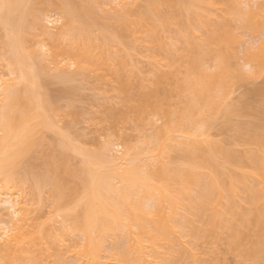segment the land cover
Listing matches in <instances>:
<instances>
[{"label": "rangeland", "instance_id": "obj_1", "mask_svg": "<svg viewBox=\"0 0 264 264\" xmlns=\"http://www.w3.org/2000/svg\"><path fill=\"white\" fill-rule=\"evenodd\" d=\"M188 1L190 0H183L185 5ZM205 1L202 3L199 0L200 5L196 0L197 5L194 1L191 2L197 6L196 12L201 13H196L191 5H187L193 11L190 12L191 16L181 4L182 0H27L23 19L20 10L14 13L15 23H22L19 38V43L22 44H19V49L22 50L27 64L38 66L36 76L39 85H36V91L48 106L45 113L51 124H54L36 125L38 135L35 133V136H39V141L32 145L25 158L11 165L9 176L13 182L11 181L10 186H15V191L19 188L20 193L17 192L26 198V204L22 203L28 207V223L32 226L42 225L45 229L43 240L51 246H48L50 252H45L48 253L47 257L50 256L46 258L48 264L76 263L75 253L69 251L76 241L81 240V235L71 229L75 222L70 215L74 219L75 215L66 217L71 210L59 208L60 205L55 203L54 191L62 187L61 190L68 197L65 198L67 206H70L68 202H71V206L76 204L74 202L79 198L81 187L85 184V160H88L86 162L93 169L99 166L96 169L108 173L109 179L116 183V171L112 172V169L115 167V170H119L120 167H117L122 163L126 166V163L128 165L129 162H137L136 165L142 170L152 169L160 158L168 166L183 165L186 156L178 145L180 142L192 141L196 145L203 144L202 146L215 144L221 152L211 155V164L221 169L228 180L238 182L240 177L246 176V187H258L259 181L253 177L252 166L247 163V157L259 153L264 144V62L249 58L246 47L250 46V50L255 51L264 39V0H238L240 7L250 5L248 8L256 11V29L242 26L238 13L229 8L228 0ZM70 6L73 7L74 14L68 16L66 8ZM184 9L188 17L184 15ZM196 14H200V17ZM205 16L211 19L206 18L211 26L214 21L222 24L228 21L232 26L230 29L233 30V41L229 40V46H225L228 53L227 69L232 76L227 94L221 97L216 107L211 108L212 110L208 108V111L205 107L198 109L191 122L183 118L182 112L192 96L188 79L194 76V73H190L189 63L199 51L195 42L199 40L197 44H202L206 35L204 32L208 30ZM195 18H199V21ZM51 19L58 21H48ZM75 26L86 29L88 40H92L90 55L91 52H96L90 56L95 57L89 59V63L84 60L86 64L82 62L80 67L75 66V63L70 65L67 62L70 58L65 52V48L70 46V40L64 32L69 29L76 30ZM11 28V25L0 23V73L5 78L14 77V74L7 73L11 50L5 43ZM70 30L66 32L67 36L72 32ZM111 31L116 34H111ZM60 32L61 36L56 37ZM233 34L236 35L235 38ZM55 50L60 53L56 54ZM203 60L202 67L213 70L214 58L206 56ZM9 81L19 91L20 96L25 94V88L29 85L27 82L10 78ZM168 123L170 126L179 124L181 127H175L174 130L170 128L173 131L166 130ZM160 139H165L161 141L174 145V148L169 146L165 153L158 154L157 142L160 143ZM126 148L130 150L128 149V154L125 153L124 160L122 157L117 158L122 156V151H127ZM131 148L136 151V157ZM207 148L204 153L198 150L207 156ZM83 152L89 153L88 156H99L104 162L101 161L102 165L100 162L99 165H94L96 162L91 165L94 161L89 162L90 157L88 159ZM212 168L206 167L205 171ZM54 185L60 186L55 188ZM118 185L122 183L118 184L117 181ZM236 194V205L232 207V212L236 215L239 208L250 207L249 215L255 216V207L251 208V204L246 202L245 187H238ZM259 204L264 206L263 200ZM220 206H225L224 198L220 200ZM64 212L68 213L64 216ZM238 226L250 231L246 243L258 240L255 218L246 228L243 225ZM186 228L189 227L185 226ZM187 229L183 231L185 234L190 232ZM228 232L229 229L224 226L204 239L197 236L195 238L188 233L185 238L181 237L183 246L177 241L175 250L169 248L175 252H171L174 258L183 256L182 253L186 254L193 248L195 257L189 264H256L252 253L244 255L230 249L227 242ZM117 235L114 237L116 239L111 238L117 241L119 248L124 238L120 233ZM109 238L105 241L108 248L111 246L110 242L112 243ZM181 247L183 252L178 255L176 251ZM2 253L3 247L0 245V256ZM52 257L57 262L53 263V259L50 260ZM184 260L179 261L180 264H185ZM110 264L117 263L112 259Z\"/></svg>", "mask_w": 264, "mask_h": 264}, {"label": "bare ground", "instance_id": "obj_2", "mask_svg": "<svg viewBox=\"0 0 264 264\" xmlns=\"http://www.w3.org/2000/svg\"><path fill=\"white\" fill-rule=\"evenodd\" d=\"M192 1L197 5L199 0H196L197 3L195 0H190L188 3L186 2V5L182 0L183 3L181 4L188 10V13H192V10H195V7H197L196 5L194 6L193 3L191 4ZM201 1L203 3L205 0ZM228 1V4L230 3L229 8L238 13V19L241 21L242 26L252 29L257 28L254 19L256 11L252 8H248L250 5H246L247 7H240V2L238 0ZM27 3V0H0V23L12 26L8 38L5 40V43L10 46L9 48L11 50V55L9 54L10 66L7 73L8 75L14 74V77L9 76L10 79L25 81L29 84L25 88V94L20 96L19 91L9 81V78H5L3 74L0 73V245L3 247V253L0 256V264H48L46 258H50V256L47 257V255L50 252L48 250H51L48 249L50 245L43 240L45 238L44 227H42V225L32 226L31 223H28L29 214L28 207L25 205L26 202H24L25 196L23 197L19 194V188L17 189L19 193L15 191V186L11 188L10 184L12 177L9 176L11 175L10 169L13 163L21 160V158L23 159V157L25 158L26 153L28 154V151L32 149V145H36V141H39L37 140L39 136L36 138L38 135V126L36 127V125L48 126L54 124H51L50 118L45 113L48 110V106L44 103L42 97H39L40 93L37 94L38 91H36V85H39L37 80L38 66L27 64L21 53L22 50L20 51L19 49V44H22L19 43L22 23H15L14 13L20 10L22 14L21 19H23L22 16L27 10ZM86 3L88 2L86 1ZM200 3L198 4L200 5ZM187 5L188 7L192 6L194 9L191 10L187 8ZM66 9L68 16L74 14L72 6ZM186 10L184 9V15L188 17ZM196 13L201 12L198 11ZM196 16L200 17V14H196ZM192 17H194V15ZM206 18L208 19L209 17L205 16V20H207ZM195 19L199 21V18ZM48 21L54 22L58 20L51 19ZM82 23L81 25L83 26ZM209 23L208 20L207 24L204 23L207 25L206 29H208L206 31L204 29V33L206 34L204 41L202 44H197L199 40L195 42L196 46L199 47V51H197L198 55L189 63L190 73H194V76L188 79V84L191 83L190 87H192V90H190L192 91V96L191 98L189 97V100L187 99L188 102L185 101L187 102L186 109H183L185 114L182 112L183 118H186L188 121L194 119V116L198 113V109L202 110V107H205L208 111V108L212 110L213 107H216L221 97L227 94V88L231 81L232 75L227 69L226 59L228 53L226 52L227 49L225 46H227L226 44L229 46L228 41L231 40V31H233L230 27L232 26H230L231 24H229L228 21L226 23L223 22V24L222 22H220V24L214 21V24H216L214 25L211 23L212 26ZM197 24L200 23L197 22ZM82 26L77 28L75 26L74 29L76 30H70L68 28L72 31L68 36L67 33L69 30L68 32L65 30L67 33L64 32L66 37L70 40L68 42L70 46L65 48V52H67V56L70 58L69 61L71 60L67 62L70 63V65L71 63H75V66L77 65L79 67L83 65V63L86 64V61L89 63V59L91 60L92 57H95L90 56L96 53L93 51L90 55L92 40H88L89 35L85 33L86 29ZM82 28L84 29L83 32ZM188 31L190 32V29ZM61 33L62 32L57 34L56 37H60ZM113 33L116 34V32ZM113 33L111 31V34ZM234 35L235 34H233V37L235 38L236 35ZM232 41L233 40H231V42ZM164 46L166 47V45ZM246 48V53L249 58H257L264 62V39L259 43L257 50H250V46ZM31 50L32 49H30V53ZM59 53L60 51H56V54ZM206 56L214 58L213 70H207L205 67H202V61H204L203 59ZM84 60L86 61L83 62ZM167 126L166 130L181 127L179 124L170 126L169 123ZM184 127L186 128V126ZM162 130L164 133V129ZM186 131H188V129ZM159 132H161V130ZM35 133L37 134L36 136ZM193 133H196V131H193ZM181 134L183 133L181 132ZM196 135H198V133ZM154 137H156V135ZM161 140L165 141V139H160V141ZM198 140L200 141V139ZM164 141L160 143L157 142V148H159V150H157L159 151L158 154L165 153L169 146H173L174 148V145L165 144ZM202 141L203 140H201V142ZM154 142H156V138ZM178 145L186 156L183 165L168 166L169 164L166 165L160 158L158 162L156 161L155 167L142 170L136 165L137 162H129L128 165L126 163V166L122 163V168V165L117 167H120L122 170L120 168L119 170L117 168V170H115V167L112 166L114 168L112 172L116 171L114 173V176L117 178L116 183L115 180L113 183L109 179L108 173L105 174L100 168V171L97 170L96 168L99 166L93 169L89 163H87L88 160H85L84 166H86L85 168L83 166V182H85V184L82 183L84 186L82 185V192H80V196L81 194L82 196H79L80 199L78 198L76 202H74L76 204L72 206L71 202H68V204H70L69 207L65 199L68 197H66L61 190L62 187L59 188L58 186L60 185H56L58 188L56 190L54 189V198L56 200L55 203L60 205V207L56 206L67 210L70 209L74 212L70 211L69 214H67L68 212H64V216L66 214V217L70 214L75 215V219L70 215L75 222L71 225V229L75 232L77 231V233L81 235V240L76 241L71 246L72 248H69V251L75 253L77 264H110V260L112 259H114L117 264H172L174 262V264H176L177 259V264H180L181 260L185 259V264H189L195 257L193 248H190L187 253L184 250L186 254L182 253V247V251L181 248H179L180 250L177 249L179 251H176V253H178V255L182 253L183 255H175L177 259L174 258V255L171 253L174 251L170 250V248L174 249L175 246H178L179 241L180 246H183L181 243L184 242H182L181 237L184 236L183 238H185L188 233H190V235L192 234L195 238L199 237L204 239L217 233L219 229L224 226H227L229 229L227 242L231 250L244 255L252 253L256 264H264V206L259 204L260 200L264 202V144L259 153H254L247 157V163L252 166L251 173L253 177L259 181L258 187L255 189L246 187V176L240 177L237 180L238 182L232 179L228 180L221 169L211 164V155L215 152H221L215 144L212 146L205 145V147L202 146L203 144L201 145L198 143L196 145L192 143V141H183ZM206 148L207 156L201 154L198 150L200 149V151L204 153L206 152ZM128 149L130 150V148ZM128 149L127 151L124 150L125 152L122 151V156H117V158L122 157L123 159L125 153L128 154ZM133 150L134 148L131 151ZM83 153L85 154L86 152ZM134 153V157H136V151ZM86 155L88 159L90 157L89 162L94 161L91 165L95 162L94 165H99L103 160L100 159L99 156L98 158H96V156H88L89 153H86ZM163 155L165 156V154ZM129 158L131 160V157ZM102 162H104V160ZM210 166L213 168L205 171V168H209ZM111 175L113 174L111 173ZM46 180H48V178H46ZM117 181L118 184L120 182L122 185L117 186ZM45 182L48 183V181ZM56 186L54 185L55 188ZM238 187L243 189L245 187L246 202L249 203V205L251 204V208L255 207V216L249 215L250 207L248 209L239 208L236 215L232 212V207L236 205V191ZM193 189L195 190L192 192ZM223 198L225 199V206L221 207L220 200ZM253 218H255L256 233L259 235V238L252 243H246L245 240L249 237L250 231L240 229L238 225H243L246 228ZM185 226L189 227L188 229L186 228L187 231H190L188 233L186 232L187 234L183 232L186 230ZM116 230L120 233L121 237L124 238L123 240L121 239L123 243L122 245L120 244L121 246L119 248H117V246H119L116 244L117 241L115 242L114 240L116 239L114 237L118 236ZM109 237L114 238V241L111 238L112 243L110 242L111 246L109 245L110 247L108 248V246L105 245V241ZM177 241L178 243L176 245ZM46 251L48 252L47 254L45 253ZM178 257H181V260ZM54 258L52 257L50 259L51 261L53 259V263L55 261ZM50 260L48 259V262Z\"/></svg>", "mask_w": 264, "mask_h": 264}]
</instances>
